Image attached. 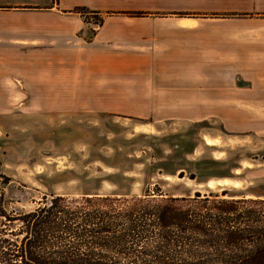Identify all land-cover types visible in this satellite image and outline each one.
Instances as JSON below:
<instances>
[{
  "label": "rangeland",
  "instance_id": "obj_1",
  "mask_svg": "<svg viewBox=\"0 0 264 264\" xmlns=\"http://www.w3.org/2000/svg\"><path fill=\"white\" fill-rule=\"evenodd\" d=\"M109 1L106 11L116 13L187 1L208 9H246L253 0ZM257 1L264 6V0ZM84 14L97 26L100 13ZM258 14L213 21L226 22L217 27L239 35L257 32L238 41L260 43L254 51L264 63V12ZM260 79L264 81V74ZM130 87L120 96L128 100L96 94L110 100L24 103L18 96L0 102V211L7 215H0V239L10 241V211L31 209L50 193L130 198L161 191L183 196L196 190L207 193L209 188L221 191L226 185L235 198H264V101L168 103L174 115L157 119L148 114L153 110L150 102L129 100L134 97ZM217 107L224 112L217 114ZM231 109L248 113L231 117ZM247 121L246 128L231 129V124ZM206 137L216 140L207 144ZM224 178L232 182L219 184Z\"/></svg>",
  "mask_w": 264,
  "mask_h": 264
},
{
  "label": "crops",
  "instance_id": "obj_2",
  "mask_svg": "<svg viewBox=\"0 0 264 264\" xmlns=\"http://www.w3.org/2000/svg\"><path fill=\"white\" fill-rule=\"evenodd\" d=\"M108 4L0 0V102L18 96L24 103L110 100L96 94L128 100L120 96L129 85L134 95L129 100L150 102L148 114L159 119L174 115L168 103L264 101V63L254 51L260 43L238 41L257 32L239 35L217 27L226 22L213 21L260 17L264 6L257 0L246 9H208L187 1L116 13L106 11ZM76 7L100 13L97 26ZM216 112L224 111L217 107ZM229 112L231 117L248 113ZM240 123L231 129L249 121Z\"/></svg>",
  "mask_w": 264,
  "mask_h": 264
},
{
  "label": "trees",
  "instance_id": "obj_3",
  "mask_svg": "<svg viewBox=\"0 0 264 264\" xmlns=\"http://www.w3.org/2000/svg\"><path fill=\"white\" fill-rule=\"evenodd\" d=\"M228 191L43 195L10 211L0 264H264V198Z\"/></svg>",
  "mask_w": 264,
  "mask_h": 264
},
{
  "label": "bare ground",
  "instance_id": "obj_4",
  "mask_svg": "<svg viewBox=\"0 0 264 264\" xmlns=\"http://www.w3.org/2000/svg\"><path fill=\"white\" fill-rule=\"evenodd\" d=\"M215 140H216V139H212V138H209V137H206V138H205V142H206L207 144H212V143H214ZM231 182H232V181H231V179H229V178H224V179L218 181L219 184H223V185H225V184H230ZM208 185H209L210 187H213V186H214V181H213V180H209ZM234 185H238V182H235Z\"/></svg>",
  "mask_w": 264,
  "mask_h": 264
}]
</instances>
